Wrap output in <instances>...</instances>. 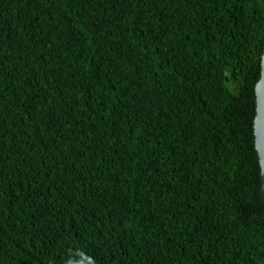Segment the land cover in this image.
I'll return each instance as SVG.
<instances>
[{
  "label": "trees",
  "instance_id": "trees-1",
  "mask_svg": "<svg viewBox=\"0 0 264 264\" xmlns=\"http://www.w3.org/2000/svg\"><path fill=\"white\" fill-rule=\"evenodd\" d=\"M263 50L264 0H0V264H264Z\"/></svg>",
  "mask_w": 264,
  "mask_h": 264
},
{
  "label": "water",
  "instance_id": "water-1",
  "mask_svg": "<svg viewBox=\"0 0 264 264\" xmlns=\"http://www.w3.org/2000/svg\"><path fill=\"white\" fill-rule=\"evenodd\" d=\"M256 94V114L253 122L255 147L259 157V164L261 169V197L264 203V50L261 56V74L255 85Z\"/></svg>",
  "mask_w": 264,
  "mask_h": 264
},
{
  "label": "snow or ice",
  "instance_id": "snow-or-ice-1",
  "mask_svg": "<svg viewBox=\"0 0 264 264\" xmlns=\"http://www.w3.org/2000/svg\"><path fill=\"white\" fill-rule=\"evenodd\" d=\"M262 127H264V121H262Z\"/></svg>",
  "mask_w": 264,
  "mask_h": 264
}]
</instances>
